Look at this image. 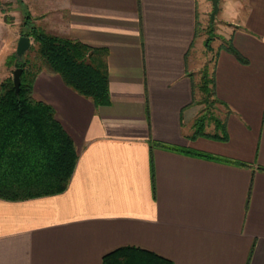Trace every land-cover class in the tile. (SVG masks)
Returning <instances> with one entry per match:
<instances>
[{
    "label": "crops",
    "instance_id": "0c3cea01",
    "mask_svg": "<svg viewBox=\"0 0 264 264\" xmlns=\"http://www.w3.org/2000/svg\"><path fill=\"white\" fill-rule=\"evenodd\" d=\"M35 3L40 21L61 15L59 35L108 50L112 100L37 75L33 96L55 108L80 156L65 191L0 197V264H104L123 246L174 264H264V0H220L212 72L227 140L192 137L204 107L193 102L197 29L212 0ZM17 24L0 11V83Z\"/></svg>",
    "mask_w": 264,
    "mask_h": 264
},
{
    "label": "trees",
    "instance_id": "16d2710c",
    "mask_svg": "<svg viewBox=\"0 0 264 264\" xmlns=\"http://www.w3.org/2000/svg\"><path fill=\"white\" fill-rule=\"evenodd\" d=\"M25 17L27 31L23 35L34 38L37 56L30 61L25 54L20 58L14 53L8 59L9 64L23 68L19 93L14 78L0 83V197L12 200L65 191L80 156L73 138L58 120L55 108L33 96L37 75L43 70L59 74L68 86L97 105H107L112 100L106 48L50 33L37 26L30 13ZM207 44L209 46V42ZM229 49L243 59L236 48L230 46ZM198 90L204 94L201 99L197 97ZM215 94L214 74L204 71L201 84L196 85L193 102L222 103ZM206 118L207 113L195 120L192 137L229 138L224 118L212 117L215 122L212 132L206 130ZM189 152L211 156L196 150ZM153 185L155 189L154 172ZM103 263L174 264L168 257L138 246L115 249L104 256Z\"/></svg>",
    "mask_w": 264,
    "mask_h": 264
},
{
    "label": "rangeland",
    "instance_id": "374dc122",
    "mask_svg": "<svg viewBox=\"0 0 264 264\" xmlns=\"http://www.w3.org/2000/svg\"><path fill=\"white\" fill-rule=\"evenodd\" d=\"M19 1L20 0H0V11L7 13L9 20L15 22V24L18 23L17 25L20 24L22 26V28L20 29L21 30L20 37L23 35V32L27 31L25 27L26 13L31 14L32 21H34V23L37 26L44 28L50 33H56L57 31L55 30L57 28L56 25H58L59 24L58 22L61 20L60 19L61 15L57 13V11L55 13L50 10V12H48V17L44 18L43 20L41 19L40 21V19H38V16L43 15L42 13L45 12V10L43 9V5L35 3L36 0H27L28 4L25 5L21 4ZM212 11L213 10L211 8L208 11V13L205 15L203 20L199 22V29L197 33L198 34L197 54L199 55V59L201 60V68L197 73L198 76L197 79L199 85L201 84L204 71H208L210 75L212 74L215 51L217 49V46L220 43L224 42L223 35L220 34V32H218L217 21L216 20L214 22L211 21ZM30 38L32 40V44L31 47L26 51L24 57L30 61H34L37 56V43L35 42L32 36ZM208 42H209V46L207 44ZM16 51H17V46L14 47V53H17ZM16 68L17 66H15V64H12L11 66L12 78H14V71L16 70ZM29 68L33 70L31 65H29ZM203 96H204L203 92L198 90V99H201ZM224 112L225 110L223 106H221L218 103H212L211 105L204 104L203 111H201L200 114H198L196 119L199 116L206 115L207 113L206 130L212 132L214 131V127H215V122L213 121L212 117L219 116L223 118Z\"/></svg>",
    "mask_w": 264,
    "mask_h": 264
},
{
    "label": "water",
    "instance_id": "95a60500",
    "mask_svg": "<svg viewBox=\"0 0 264 264\" xmlns=\"http://www.w3.org/2000/svg\"><path fill=\"white\" fill-rule=\"evenodd\" d=\"M213 3V11L211 13V21L214 22L216 19V16L218 15L220 11V0H212ZM31 38L26 35H22L19 39L18 45H17V55L22 58L26 51L31 47ZM23 68L18 67L14 71V83L16 86V90L19 93L21 89V76H22Z\"/></svg>",
    "mask_w": 264,
    "mask_h": 264
}]
</instances>
